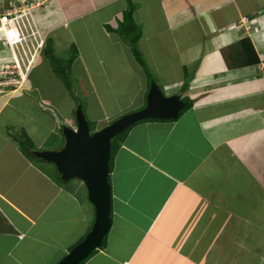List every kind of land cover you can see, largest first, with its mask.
<instances>
[{"label":"crops","instance_id":"0c3cea01","mask_svg":"<svg viewBox=\"0 0 264 264\" xmlns=\"http://www.w3.org/2000/svg\"><path fill=\"white\" fill-rule=\"evenodd\" d=\"M128 1L136 6L142 55L158 40L165 71L172 74L174 64L180 73L165 86L154 76L155 83L191 107L173 122L141 123L129 131L109 173L112 225L106 245L84 264H264V0H74L70 11L75 8L76 14L57 6L38 19L34 10L40 3L29 12L39 41L27 45L22 58L21 16L9 23L5 35L0 32V63L16 64L19 82H0V264H58L93 223L81 185L75 180L70 190L57 185L21 153V128L34 141L21 113L36 128L43 126L28 107L21 108V97L39 91L31 79L39 65L54 83L60 80L43 54L53 32H70L77 22L82 31L85 18L112 6L119 8L111 17L95 22L116 26ZM1 7L0 12L16 11L10 4ZM106 34V45L118 42L114 33ZM6 35L19 40L8 43ZM92 46L88 56L77 51L70 72L79 66L95 95L91 70L102 71L110 82L115 77L106 72L100 45ZM143 57L151 71L153 56L150 63ZM139 85L134 112L146 104V79ZM49 91L46 98L33 99L38 109L54 107ZM99 115L100 124L108 125L124 114ZM51 118L59 137L47 150L55 151L60 126L76 125L75 118L74 126L58 114Z\"/></svg>","mask_w":264,"mask_h":264},{"label":"rangeland","instance_id":"374dc122","mask_svg":"<svg viewBox=\"0 0 264 264\" xmlns=\"http://www.w3.org/2000/svg\"><path fill=\"white\" fill-rule=\"evenodd\" d=\"M16 1V0H15ZM21 0V4L18 6L21 7V12L19 13L16 7V2L14 0H8L4 2H0L1 5L9 4L16 8L15 16L18 17V15H21V30L24 35H21V48H19V51L21 52V58L22 54L24 52V49H26L27 45H31V43L35 44L36 39L39 38L37 36V32L35 29L31 28V22L29 17V12L32 11L31 8L33 6H36V4L42 3L41 7H38L34 10V13H38V19L46 18L48 11H50L53 7L61 6V9L63 12H67L66 8H68V12L70 15L76 14V9L71 10V6H73L74 0ZM81 1H79L78 4V14L83 13L84 5H82ZM84 4V3H83ZM119 7L112 6L109 10H106L105 14L101 15L103 18L111 17V13H113L115 10H118ZM2 7L0 8L1 11ZM126 9V8H125ZM124 9V10H125ZM14 16V15H13ZM100 14L97 16L92 15L91 17L85 18L83 23L85 28L78 31V25L79 22L73 24L70 28V32L67 30H59L53 32L48 39H50L52 43V49L59 59L61 60H67L70 52L71 47L74 45L77 48V51L79 55H83L88 52L87 56L89 54L90 48H92L95 43L100 45V51L105 56L106 61L108 62V69L106 72L112 73L115 77L112 82H110V78L107 80V75L105 73H102V71L93 69L91 70V74L94 75L95 80L90 79L93 83V87L96 90V94L98 98H100L101 107L98 104L97 100H95V95L87 90L89 89V79L87 76H85V73L82 72L79 66H76L74 70L71 69V72L68 76V87H66L60 80H58V84L54 83L55 80L51 79L46 72L42 73L43 67L38 66L37 72H34L31 79L35 80L36 83H38V90L39 91H33V94L31 93L30 97H21V108H24L23 106L28 107V110L31 115L40 117L39 119L42 120L43 126H40L36 128L34 124H31V121L29 120V116L24 117L23 113H21V122H25L26 128L28 130L31 129L32 132H34L31 137L34 140L33 144L35 148H38V150H47L48 148H53L55 145V141H57V134L58 130H55L54 128V122L51 118V115L55 113L58 114L59 117H61L64 120H67L66 122L69 123L71 126H74V113L75 109L78 104H82L83 111L85 112L86 116L89 120H94L95 124V130L101 129L105 127L106 123H101L103 118H100L99 114L101 112H105L110 118L116 114H128L134 112L136 108L140 105L139 102L140 97V91L141 87L139 85L140 81H144V74H142V70H140L137 65L135 64V61L131 55L128 43L125 39L120 37L118 34H115V36L112 38L114 42H117L115 44H111V46L106 45V41H108L107 37V29L106 26H110L114 28L115 26L113 24L107 23L105 25L99 26L96 20H98L99 17H101ZM115 18V17H113ZM134 18V17H133ZM18 21V19L16 20ZM116 21V20H115ZM114 21V22H115ZM33 26V25H32ZM148 27V25H147ZM149 29V27L147 28ZM35 35V37H33ZM24 37V39H23ZM117 39V40H116ZM30 40V41H29ZM34 41V42H33ZM105 44V45H103ZM5 46V45H4ZM146 48V45H143V48ZM160 41L153 40L150 44V47L148 46L147 53L143 56L150 61V55L153 56V62H151L152 69L151 73H153V76H156L157 79L161 83V85H164V82L166 80H176L178 75L180 74L177 69L176 65L172 64V69L174 70L171 73H167L165 70L168 66L163 64L162 58H160L159 53L161 51ZM5 55V54H4ZM101 55V54H100ZM1 56V52H0ZM86 56V57H87ZM173 56V55H172ZM171 56V58H172ZM174 57V56H173ZM173 60V59H172ZM0 63V82L5 81L6 79L9 80L13 84H17L19 82V72L18 67L16 64L13 63ZM175 63V61L173 62ZM2 65L4 67H2ZM24 66L21 62V75L23 73ZM41 81H40V80ZM39 80V81H37ZM53 80V81H52ZM85 85L84 87L81 86V83ZM54 83V84H53ZM1 87V85H0ZM63 87L65 90H63ZM92 87V86H91ZM85 88V89H84ZM163 88V87H162ZM165 90L167 87H164ZM170 88V87H168ZM46 90H50L51 100L54 101V107L50 109V107H44L41 109H38L40 107L39 103L35 104L36 102H33V99L41 100L43 98H46ZM167 92V91H166ZM32 96V97H31ZM96 96V97H97ZM56 102V103H55ZM43 104V103H42ZM77 104V105H76ZM76 105V106H75ZM42 110V111H41ZM40 112V113H38ZM49 115V117H48ZM99 115V116H98ZM104 116V114H103ZM106 116V115H105ZM117 116V115H116ZM123 116V115H122ZM4 117V116H2ZM43 117V119H42ZM109 118V119H110ZM116 120V119H115ZM70 121V122H69ZM53 122V123H52ZM112 121H108L107 124H110ZM22 125V123H21ZM105 125V126H104ZM58 127V125H56ZM55 126V127H56ZM93 130V127L90 129V131ZM26 130L24 128H21V137L22 134L26 133ZM28 132V131H27ZM19 136V134H17ZM41 148V149H40ZM39 169L42 170V172L48 174L53 170V167H51L49 164L40 163ZM76 184L81 185L80 188L81 196L85 195V188L82 186V182L79 180L74 179ZM73 180V181H74ZM84 204L85 207L91 208L87 201ZM92 209V208H91ZM93 210V209H92ZM91 210V211H92ZM93 217V212H92ZM94 220V218H93Z\"/></svg>","mask_w":264,"mask_h":264},{"label":"water","instance_id":"95a60500","mask_svg":"<svg viewBox=\"0 0 264 264\" xmlns=\"http://www.w3.org/2000/svg\"><path fill=\"white\" fill-rule=\"evenodd\" d=\"M185 103L178 95L166 96L152 81L146 95L145 106L125 114L105 127L90 132L89 123L80 104L77 105L73 129L62 125L64 143L59 150H35L37 158L52 163L62 181L79 180L83 183L87 198L94 208V220L90 231L81 242L73 246L58 264H80L102 246L109 233L111 219V193L109 160L112 139L130 125L147 118L174 120Z\"/></svg>","mask_w":264,"mask_h":264},{"label":"trees","instance_id":"16d2710c","mask_svg":"<svg viewBox=\"0 0 264 264\" xmlns=\"http://www.w3.org/2000/svg\"><path fill=\"white\" fill-rule=\"evenodd\" d=\"M135 8H136V6L132 2L128 1L126 9L122 12L120 17L116 20V26L114 28H112L110 26H106L105 28L107 29V32L118 34L120 37H122L123 39H125L127 41L129 49H130V52H131V55H132L134 61L141 68V70H142V72H143V74H144V76L146 78L147 92H148L149 87H150V83L152 81L156 82V79L154 78L153 74L151 73L150 69L148 68V65H147V63H146L141 51L139 50V47H138V43H139V41L141 39L142 32H141V27L138 24L135 23L134 18H133V13L135 12ZM43 54L49 59V62H50L51 67H52V70L56 74V76L62 82H64L66 87H68L67 83H68V76L70 74V67L73 64L74 60L77 58V49H76V47L74 45H72L71 52H70V55H69L68 59L67 60H61L57 56H55V54L53 52V49H52V43H51L50 39H47L45 41V46L43 47ZM184 90H185V86H183L180 89V92L183 93ZM182 101L185 103V106L180 111L178 116H180L183 112H185L187 109H189L191 107V103L187 99L183 98ZM144 106L145 105H143V107ZM176 119H174V120H161V119H152V118L143 119V120H140V121L130 125L124 131H122L121 133L117 134L111 141V152H110V160H109V173L112 170L113 158H114L115 153L121 147L122 143L125 141L128 133H129V131L133 127H135V126H137V125H139L141 123H146V122H173ZM89 127H90V129L93 127V130L90 131V132H94L95 131V126L92 123H89ZM59 132L61 134V131H59ZM61 136H62V134H61ZM63 143H64V139H63V136H62L60 145H58L55 149L59 150L62 147ZM19 148H20L21 153L23 154V156L25 158H27V160H29V162H31L37 168H39L38 162L44 163V164H49L51 167H53V170L51 172H49L48 174H46V175L53 182H55L57 185L65 188V189L70 190V186L69 185H70L71 182H73V180L62 181L61 178H60V174L56 171V168H55V166L52 163H47V162L37 158L36 156H34L32 154V151L37 150V148L34 147L33 142L30 140V138L27 136L26 133L22 134V137L19 140ZM82 186H84L83 183H82ZM84 199L88 203H90L88 201V198H87V192H85ZM92 209H93L92 210V212H93L92 222H93V218H94V208H93V206H92ZM91 226H92V224H91ZM91 226L89 227L88 232L90 231ZM86 234H85V236H86ZM83 238L79 242H81L83 240ZM106 238H107V235L104 237V239L102 241V246L99 249H102V248L105 247ZM98 250L93 251L88 256V258L83 260L80 264H84L91 256H93L96 252H98Z\"/></svg>","mask_w":264,"mask_h":264},{"label":"built area","instance_id":"2783aa9c","mask_svg":"<svg viewBox=\"0 0 264 264\" xmlns=\"http://www.w3.org/2000/svg\"><path fill=\"white\" fill-rule=\"evenodd\" d=\"M14 2H16V5L19 3V2H21V0H14ZM15 8V7H14ZM16 13H18V12H16V11H13L12 12V14L11 13H9V12H0V32L2 33V34H4L5 35V29H6V26L9 24V23H11V24H13V23H16L17 21V19H18V17H20L21 15L19 14L18 15V17H16L15 16V14ZM14 15V16H13ZM5 40H6V42H8V43H14V42H16L17 40H19V39H17V38H12V37H8V35H6L5 36ZM262 67L264 68V64L262 65Z\"/></svg>","mask_w":264,"mask_h":264},{"label":"clouds","instance_id":"9594fccd","mask_svg":"<svg viewBox=\"0 0 264 264\" xmlns=\"http://www.w3.org/2000/svg\"><path fill=\"white\" fill-rule=\"evenodd\" d=\"M60 128H61V126H60ZM71 128H73V129H74L75 127H71ZM60 131H61V130H60ZM61 134H62V133H61Z\"/></svg>","mask_w":264,"mask_h":264}]
</instances>
